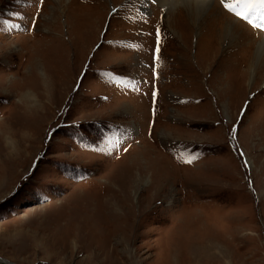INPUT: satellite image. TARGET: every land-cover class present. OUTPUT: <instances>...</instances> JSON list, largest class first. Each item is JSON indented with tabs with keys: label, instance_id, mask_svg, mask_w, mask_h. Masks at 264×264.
Segmentation results:
<instances>
[{
	"label": "rangeland",
	"instance_id": "obj_1",
	"mask_svg": "<svg viewBox=\"0 0 264 264\" xmlns=\"http://www.w3.org/2000/svg\"><path fill=\"white\" fill-rule=\"evenodd\" d=\"M214 1L0 0V264H264V29Z\"/></svg>",
	"mask_w": 264,
	"mask_h": 264
},
{
	"label": "bare ground",
	"instance_id": "obj_2",
	"mask_svg": "<svg viewBox=\"0 0 264 264\" xmlns=\"http://www.w3.org/2000/svg\"><path fill=\"white\" fill-rule=\"evenodd\" d=\"M158 2L161 5L165 6L166 8H170L169 10H172V11L167 12V14H170L169 16H171V17H173V15L176 11H177V14H178V12L179 13L182 12L183 16H181V20H182L181 23L187 24V22H189L191 28H194V29L201 28L202 25L206 24L209 21L210 10L212 8H214L215 6H217V4H218L217 2L215 3L214 0H158ZM149 6L151 7V5H149ZM178 7H180V8H178ZM174 8H175V10L173 11ZM222 11H224V10L222 9ZM165 13H166V11H165ZM163 17H165V16H163ZM224 18L225 19H224V21H222V24H221L222 27L221 28L223 31V36L225 38L224 42H225V40H227L230 43V45L228 47L233 48V47H236L237 45L241 44L240 41H241L242 31H246V32H248V34L251 35V30L249 28H248L249 29L248 30L241 21L235 19L233 16H231L226 11H224ZM214 25L216 26L217 24H214ZM237 33H238V35H237ZM254 41L258 44V45H256V47H254L253 45H246L247 49L250 48V50H247V51H250V53L247 52V54H248L247 58L250 59L249 64L251 65L250 67L252 69L251 71L253 72V74H255V72H256L255 70L264 69V37H261L259 39H256V37H255ZM249 44H252V43L249 42ZM20 90H21V88H20Z\"/></svg>",
	"mask_w": 264,
	"mask_h": 264
},
{
	"label": "snow or ice",
	"instance_id": "obj_3",
	"mask_svg": "<svg viewBox=\"0 0 264 264\" xmlns=\"http://www.w3.org/2000/svg\"><path fill=\"white\" fill-rule=\"evenodd\" d=\"M223 2V0H222ZM223 6L234 13L237 17H241L253 24L256 27L264 26V0H231V2H223ZM259 20L257 24L255 21ZM157 53L159 52V31H157ZM155 96V93H153ZM196 159L195 156H191L185 162L191 163Z\"/></svg>",
	"mask_w": 264,
	"mask_h": 264
},
{
	"label": "water",
	"instance_id": "obj_4",
	"mask_svg": "<svg viewBox=\"0 0 264 264\" xmlns=\"http://www.w3.org/2000/svg\"><path fill=\"white\" fill-rule=\"evenodd\" d=\"M1 262H3L4 264H13V263H10L8 261H5V259H2Z\"/></svg>",
	"mask_w": 264,
	"mask_h": 264
}]
</instances>
